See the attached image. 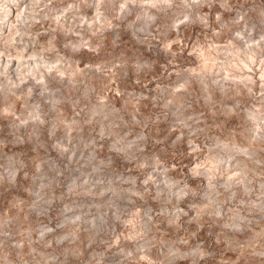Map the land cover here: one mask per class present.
Wrapping results in <instances>:
<instances>
[{
	"label": "rangeland",
	"instance_id": "1",
	"mask_svg": "<svg viewBox=\"0 0 264 264\" xmlns=\"http://www.w3.org/2000/svg\"><path fill=\"white\" fill-rule=\"evenodd\" d=\"M0 264H264V0H0Z\"/></svg>",
	"mask_w": 264,
	"mask_h": 264
}]
</instances>
